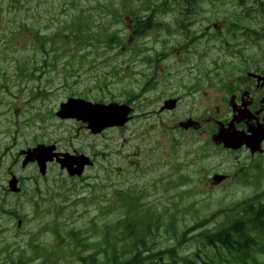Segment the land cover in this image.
I'll use <instances>...</instances> for the list:
<instances>
[{
	"label": "rangeland",
	"instance_id": "1",
	"mask_svg": "<svg viewBox=\"0 0 264 264\" xmlns=\"http://www.w3.org/2000/svg\"><path fill=\"white\" fill-rule=\"evenodd\" d=\"M72 1L0 0V264H42L46 256L40 248L34 250L35 244L55 248L53 257H58L60 264H81L68 251L66 235L82 230L81 236L102 240L106 225H113L124 213L121 208H113L122 205L115 204V194L123 189L132 190L135 196L142 194L144 202L155 205L163 220L175 226L162 224L156 240L149 244L153 249L174 245L187 226L264 190V175L250 185H214L212 177L216 172L234 175L240 162H250L253 174L255 160L246 150H221L211 140L209 145L198 131L185 132L177 125L190 116L207 117L208 106L216 104L207 98L213 90L209 83L218 82L220 62L227 53L237 51L224 47L219 37L198 40L185 51L180 47L188 41L185 33L154 30L136 36L130 19L123 17L117 25L124 39L123 53L114 54L113 59V53H107L94 65L89 57L71 89L64 83L62 70L43 67L45 55L36 53L33 43L37 31H51L58 25V18L70 19L76 9L72 7L66 14L63 8ZM74 1L82 5L88 0ZM212 2H203V14L199 13L202 17L189 36H195L196 29L211 28L234 12L219 0ZM171 9L174 12L165 15L169 23L182 14L181 6ZM141 45L147 51L135 52ZM243 50L242 53H264V41ZM155 53L167 56L163 61H152L151 66L143 62L144 57L150 56L157 60ZM66 62V58L61 61L62 67L67 66ZM118 67L123 70L115 77L113 71ZM25 69L38 71L28 78L22 75ZM99 77L110 85L104 92V102H128L129 92L139 94V98L131 100L135 114L124 128L95 135L84 123L60 119L55 113L69 97L79 96L72 95L74 91L98 94ZM149 81L153 86L145 91ZM195 89L200 92L193 93ZM204 91L206 95L202 94ZM170 97L180 98L177 108L159 112L161 102ZM38 143L56 144L59 151L84 153L94 164L87 168L84 179L69 177L56 162L49 164L48 175L41 177L35 164L22 166L21 151ZM12 173L23 179L20 194L7 189ZM33 192L35 199L31 197ZM40 194L43 200L39 199L38 209L35 201ZM9 211L21 216V227L17 226L19 217ZM216 218L222 222L224 214L219 213ZM63 247L68 251L66 257L61 256ZM198 248V243L190 241L180 250V256L190 255ZM260 262L264 264V255ZM53 263L54 260L50 262Z\"/></svg>",
	"mask_w": 264,
	"mask_h": 264
},
{
	"label": "trees",
	"instance_id": "2",
	"mask_svg": "<svg viewBox=\"0 0 264 264\" xmlns=\"http://www.w3.org/2000/svg\"><path fill=\"white\" fill-rule=\"evenodd\" d=\"M116 3L115 0H102L91 3L88 7L82 4L81 8L72 14L70 20L60 22L53 32L47 34L38 32L37 51L51 55L49 61L51 67L62 70L64 83L71 89L73 88L71 85L77 84V77L80 76V71L89 57L94 60L92 63L94 65L98 63V59L106 57L105 53H116L114 49L117 44L120 45L122 37L119 30L113 31L114 21L119 20L126 11V0L119 6ZM136 29L137 34H140L138 25ZM63 58L67 59L65 63L67 66L62 67ZM110 58L113 59L112 55ZM47 62L45 59L46 65ZM113 73L117 75L119 72L114 69ZM30 74L33 76L35 73L32 71ZM70 78L76 79L71 82ZM103 83L107 84L106 80L99 77L97 79L99 90L96 95L88 91H74L72 95H85L89 98L92 96L95 100L103 99L101 95L108 88L104 85L102 87ZM248 202L253 203V199L241 204L246 206ZM250 203L247 205L248 210L252 208ZM36 208H39L38 201ZM259 214L264 215V209L260 210ZM162 219V213H157L151 206L144 208L143 205H136L134 210L130 207L113 225H106L107 232L102 236V240L101 238L86 240L81 236L83 234L81 230L75 232L81 241V244L76 243L77 247H81V252L77 256L82 264H166L164 259L175 257L176 249L183 245L188 231L195 230V227L192 226L182 233L183 240L178 241L179 245L165 249L149 248V243L157 236ZM228 219L227 215L223 223L217 224L213 229H203L198 234L200 242L211 247L212 251L206 252L204 256L198 254L186 258L182 264H217V258L222 259V264L226 253L235 256V259L232 258L237 264H250L256 261V255L264 251L256 242L258 241L256 236L260 231L250 227L241 217L231 221ZM209 222L210 219H204L197 227H205ZM87 251L90 252L85 254Z\"/></svg>",
	"mask_w": 264,
	"mask_h": 264
},
{
	"label": "flooded vegetation",
	"instance_id": "3",
	"mask_svg": "<svg viewBox=\"0 0 264 264\" xmlns=\"http://www.w3.org/2000/svg\"><path fill=\"white\" fill-rule=\"evenodd\" d=\"M253 2H233L226 3L230 7H244L254 5ZM204 5L203 3L198 4ZM187 17H182L184 25L194 26L199 13L204 7H191ZM228 34H233L234 29L224 27ZM198 31V30H197ZM254 32V33H253ZM197 32V34H199ZM190 33L186 32L185 35ZM258 30L247 29L246 40L253 41L258 38ZM203 39L209 35L201 33ZM237 38L236 35H226V38ZM228 55L220 62L221 73L217 83H209L213 87L212 92L207 94L208 100L214 101V106H208V115L199 130L200 135H204L207 140L212 138L222 126L232 131L249 133L252 129L264 124V53H227ZM195 92V94L199 93ZM206 95L204 91L202 93ZM206 122V123H205ZM206 124L209 128L202 129ZM264 148V141L262 142ZM223 147L222 145H218Z\"/></svg>",
	"mask_w": 264,
	"mask_h": 264
},
{
	"label": "water",
	"instance_id": "4",
	"mask_svg": "<svg viewBox=\"0 0 264 264\" xmlns=\"http://www.w3.org/2000/svg\"><path fill=\"white\" fill-rule=\"evenodd\" d=\"M175 104V99L166 101V105L163 109H172L175 107ZM131 111L132 109L127 104H120L117 102L110 104L92 103L81 98H70L66 103L61 105V109L57 114L63 118L73 117L78 120L87 121L92 131L98 133L108 126L124 125L129 120ZM196 124L197 123L192 119H189L185 122H181L180 126L189 128L190 126H196ZM263 138L264 128L255 131L253 136H242L237 134V132H226L225 134L222 129L214 136L216 142H223L227 147L237 148L246 144L253 152L259 149L260 142ZM55 148V146L40 144L34 149L22 151V153L27 154L23 165H26L30 161H37L41 172L45 174L47 162L53 161L56 157L61 163V166L67 168L70 174L73 175L81 174L84 166L90 163V160L83 155L73 156L68 153H54ZM61 156H63V158H60ZM215 178L220 180L222 177L216 176ZM10 188L14 192H19L21 190L20 187H18V179L16 177L10 181Z\"/></svg>",
	"mask_w": 264,
	"mask_h": 264
}]
</instances>
